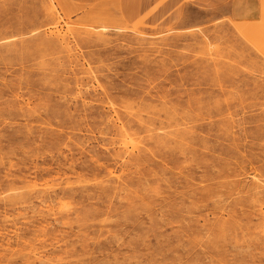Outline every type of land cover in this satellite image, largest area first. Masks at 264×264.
<instances>
[{
  "label": "rangeland",
  "instance_id": "374dc122",
  "mask_svg": "<svg viewBox=\"0 0 264 264\" xmlns=\"http://www.w3.org/2000/svg\"><path fill=\"white\" fill-rule=\"evenodd\" d=\"M0 264H264V0H0Z\"/></svg>",
  "mask_w": 264,
  "mask_h": 264
},
{
  "label": "crops",
  "instance_id": "0c3cea01",
  "mask_svg": "<svg viewBox=\"0 0 264 264\" xmlns=\"http://www.w3.org/2000/svg\"><path fill=\"white\" fill-rule=\"evenodd\" d=\"M249 4H259L262 2V0H245Z\"/></svg>",
  "mask_w": 264,
  "mask_h": 264
},
{
  "label": "bare ground",
  "instance_id": "6f19581e",
  "mask_svg": "<svg viewBox=\"0 0 264 264\" xmlns=\"http://www.w3.org/2000/svg\"><path fill=\"white\" fill-rule=\"evenodd\" d=\"M159 143H162V141H159Z\"/></svg>",
  "mask_w": 264,
  "mask_h": 264
}]
</instances>
